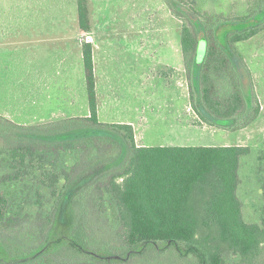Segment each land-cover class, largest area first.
<instances>
[{
  "label": "trees",
  "instance_id": "16d2710c",
  "mask_svg": "<svg viewBox=\"0 0 264 264\" xmlns=\"http://www.w3.org/2000/svg\"><path fill=\"white\" fill-rule=\"evenodd\" d=\"M78 7L81 28L89 31L87 0H78ZM188 13L181 43L194 68L199 43L207 41L198 65V111L211 124L237 130L234 119L247 110L250 70L236 44L264 29V0H249L242 17L206 12L213 17L207 28L195 20V8ZM83 55L90 116L35 131L0 115V264H155L168 253L196 264H262L264 226L244 219L239 198L242 158L251 148L138 145L132 124L100 121L91 42L84 43ZM226 68L236 74L238 90L224 92L226 80L217 87ZM260 108L254 98L247 121ZM47 124L64 125L56 130ZM108 146L112 152L105 154ZM107 155L102 172L76 178L79 169ZM66 202L69 217L63 220ZM28 222L40 229L43 250L21 242L18 233ZM99 222L120 245L97 234ZM230 254L239 260L229 262Z\"/></svg>",
  "mask_w": 264,
  "mask_h": 264
},
{
  "label": "rangeland",
  "instance_id": "374dc122",
  "mask_svg": "<svg viewBox=\"0 0 264 264\" xmlns=\"http://www.w3.org/2000/svg\"><path fill=\"white\" fill-rule=\"evenodd\" d=\"M248 1L87 0V9L101 41L98 50V85L103 102V116L98 113L100 121H133L138 127V145L144 142L148 146H249L251 153L242 158L240 168L239 198L243 204L244 219L264 226V29L251 39L236 44L250 70L245 87L247 110L234 119L237 130L205 121L196 106L201 99L198 65L206 55V39L200 41L204 54L202 59L197 58L195 68L191 58L184 59L181 43L183 21L189 20L190 7L199 12L195 20L202 22L207 28L213 18L207 13L227 18L233 15L242 17L247 14ZM39 2L41 6L38 5ZM47 3H50V7ZM77 4L78 0H62L59 11V6L55 7V0H0L1 116L18 124L32 126L37 131V128H42V124H50V119L51 122L62 120L58 118L60 110L80 109V105H84L86 111L85 103L89 100V94L85 66L73 65L68 74L46 73L49 81L55 77L56 84L49 83L50 85L41 89L40 93L45 96L41 97L39 105L32 104L29 97L27 19L46 18L57 13L72 21L78 19ZM196 35L201 36V32L197 31ZM38 45L37 43V52ZM176 47L180 51L181 63L178 69L167 68L163 63L171 59V50L176 52ZM40 51L43 57L46 55L47 59L50 58L49 49L44 51L43 44ZM239 77L243 78L242 75ZM216 78L218 88L225 80L228 83V87L222 89L224 92L239 89L236 74L228 68ZM72 98L78 105H69L68 101ZM224 98L221 99L225 100ZM254 98L260 101V113L247 121L248 116H252L250 109L253 108ZM172 99L175 100L174 105ZM172 108L179 109L178 116H172L167 111ZM167 113L170 115L162 116ZM40 118H45V122H39ZM48 124L45 127L50 126L52 129L64 125L52 127V124ZM105 151L108 154L112 149L108 146ZM108 157L101 156V161L96 160L90 167H82L76 178L82 179L89 172L99 174L105 169V162L110 160ZM68 208L69 203L66 202L60 214L63 220L69 217ZM95 227L100 237L112 241L114 245H120L116 237L107 232V226L103 227L99 222ZM18 235L27 248H45L46 241L42 239L40 229L34 228L29 222ZM121 253L125 254V251ZM38 257L40 253L36 258ZM147 258L153 260L155 255ZM183 260L185 261L180 256L168 253L165 258L162 256V263L160 261L155 264H196ZM227 260L234 263L239 260V256L230 254ZM143 264H148V261L144 260Z\"/></svg>",
  "mask_w": 264,
  "mask_h": 264
},
{
  "label": "crops",
  "instance_id": "0c3cea01",
  "mask_svg": "<svg viewBox=\"0 0 264 264\" xmlns=\"http://www.w3.org/2000/svg\"><path fill=\"white\" fill-rule=\"evenodd\" d=\"M41 6V2L39 4ZM50 7V3H47ZM59 6V7H58ZM62 0H55V7L61 10ZM78 7V4H77ZM61 13V12H60ZM91 28L89 31H85L81 28L78 19H73L70 21L68 18L61 16V14L55 13L52 16L46 18H34L29 17L27 19V32H28V69H29V97L32 101V104L39 105L41 104V97L44 98L45 94H41V89L47 87L52 83L56 84L55 77L53 76L51 80L47 79L46 73L52 74H68V70L73 65L84 67V55H83V45L85 42H91L93 44V56H94V71L96 73L97 81V99H98V113L99 116L102 115L101 106V93L99 88V76H98V50H100L101 41L97 33L96 25L92 24L90 21ZM90 37V38H89ZM37 43L38 52H37ZM43 44L44 51L49 49L48 55L50 58L47 59L46 55L44 57L41 55V45ZM172 49L174 47L172 46ZM171 59L167 60L163 65L167 68L172 67L178 69L180 61V51L176 47V52L171 50ZM175 58V59H174ZM161 64V62H160ZM69 87V86H67ZM43 90V89H42ZM174 105V99H172ZM69 105L75 106L78 105L75 103V99L72 98L71 101H68ZM86 111L84 110V105H80V109L73 108L70 111L60 110L59 119L63 118H73V117H85L90 116V106L89 100L85 103ZM167 111L171 113L172 116L179 115V109H171ZM162 114V116H169L170 114ZM5 116H11L5 114ZM37 116H46V115H37ZM53 116V115H51ZM57 119V118H54ZM45 118H40L39 122H45ZM53 120V119H52ZM47 122V121H46ZM51 122V119H50ZM123 122V121H120ZM131 123L136 132L138 140V127L133 121H127ZM139 143V142H138ZM143 146H148L144 142L139 143ZM165 146V145H159ZM213 146V145H210Z\"/></svg>",
  "mask_w": 264,
  "mask_h": 264
},
{
  "label": "water",
  "instance_id": "95a60500",
  "mask_svg": "<svg viewBox=\"0 0 264 264\" xmlns=\"http://www.w3.org/2000/svg\"><path fill=\"white\" fill-rule=\"evenodd\" d=\"M203 54H204V50L201 48V44L199 43L198 52H197L198 60L202 59Z\"/></svg>",
  "mask_w": 264,
  "mask_h": 264
}]
</instances>
